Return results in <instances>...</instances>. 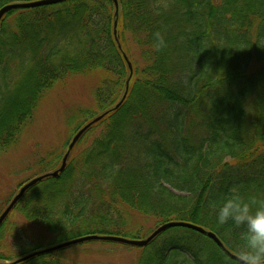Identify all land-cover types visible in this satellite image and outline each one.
<instances>
[{
    "label": "trees",
    "instance_id": "trees-1",
    "mask_svg": "<svg viewBox=\"0 0 264 264\" xmlns=\"http://www.w3.org/2000/svg\"><path fill=\"white\" fill-rule=\"evenodd\" d=\"M31 1L0 0V8ZM116 1L117 17L112 0H70L0 22V153L17 143L43 96L71 78L97 81L91 104L65 116L69 140L104 114L73 148L102 127L82 169L67 162L12 210L51 239L25 242L20 254L0 255L4 263L90 234L144 240L169 222L200 226L237 256L242 229L219 225L215 209L233 192L264 199V0ZM69 143L33 178L57 170ZM135 249L143 251L137 264H238L186 228ZM49 255L17 264H62Z\"/></svg>",
    "mask_w": 264,
    "mask_h": 264
},
{
    "label": "rangeland",
    "instance_id": "rangeland-1",
    "mask_svg": "<svg viewBox=\"0 0 264 264\" xmlns=\"http://www.w3.org/2000/svg\"><path fill=\"white\" fill-rule=\"evenodd\" d=\"M129 49L135 58L136 51ZM94 78H71L47 92L32 120L22 129L17 143L12 149L0 153V211L5 209L2 204H7L24 182L40 173L38 163L42 159H48L54 151L63 155L62 146H67L72 137L65 116L78 107L91 104L90 94L97 81ZM101 129L99 126L85 135L70 153L68 163L72 161L77 171L82 169L80 158L83 152L99 138ZM7 217L0 239V255L20 254L25 242H47L51 239L42 228L27 223L17 210L11 211ZM131 219L134 223H141L144 231L152 228L148 221L139 222L133 216ZM135 248L117 243H82L51 253L46 259H60L62 264H137L143 251ZM4 262L0 259V264H7Z\"/></svg>",
    "mask_w": 264,
    "mask_h": 264
},
{
    "label": "water",
    "instance_id": "water-1",
    "mask_svg": "<svg viewBox=\"0 0 264 264\" xmlns=\"http://www.w3.org/2000/svg\"><path fill=\"white\" fill-rule=\"evenodd\" d=\"M66 1H70V0H36V1H31V2H15V3H10L7 4L5 6H3L2 8H0V22L2 20V18L4 17L5 14H7L10 11H14V10H25V9H33V8H38V7H44V6H52V5H56V4H60ZM114 2L115 5V16H118V3L116 0H112ZM116 26H117V21H115L114 23V35H116ZM125 60H127L126 56H124ZM128 67L130 69V72L132 74V68L130 63L128 62ZM128 87H129V81L126 83V90L124 93V96L122 98V101H120L119 103H117V105L114 107V109H117L121 103L123 102V100L126 97L127 91H128ZM106 115V114H105ZM103 115H100L98 117H96L94 120H92L91 122H89L88 124L85 125V127L81 128L72 138V140L70 141L68 147L66 148V152L63 156V160L61 162L60 167L53 171V172H49L47 174L38 176L36 178H33L32 180L28 181L26 184H24L23 186H21V188L19 189L18 193H16V195L12 198V200L10 201L9 204H7L8 206L5 208V210L1 213L0 215V227L3 224V222L5 221V219L7 218V216L9 215V213L13 210V208L16 206V204L19 202V200L22 198V196L29 190L31 189L33 186H35L37 183H39L40 181H42L43 179L46 178H55L58 177V175L60 173H62L64 171V169H66L67 166V162H68V158L70 156L71 151L73 150L74 146L76 145V143L78 142V140L81 138V136L85 133V131L90 128L94 123L98 122L99 120L102 119ZM172 228H186L192 231H195L203 236L208 237L210 240H212L223 252L227 253L229 255V257L231 256L233 258L234 261L238 262L237 256L232 255L222 244V242L218 239V237L210 232L205 230L204 228L200 227V226H196L193 225L191 223H187V222H169L166 223L162 226H160L159 228H157L155 231H153L147 238H145L144 240H134V239H127V238H123V237H118V236H110V235H87V236H83L80 238H76L64 243H60L58 245H55L53 247H49L46 249H42V250H38L36 252H33L31 254H29L28 256H24L18 260H16L14 262V264L17 263H21L23 261L29 260L33 257H37L40 255H45L49 253H53L55 251L58 250H62L71 246H76L82 243H87V242H110V243H117V244H121V245H125V246H131V247H136V248H144L146 247L154 238H156L158 235H160L161 233L165 232L168 229H172Z\"/></svg>",
    "mask_w": 264,
    "mask_h": 264
},
{
    "label": "clouds",
    "instance_id": "clouds-1",
    "mask_svg": "<svg viewBox=\"0 0 264 264\" xmlns=\"http://www.w3.org/2000/svg\"><path fill=\"white\" fill-rule=\"evenodd\" d=\"M215 212L219 225L231 221L242 229L243 245L237 253L238 264H264V199L245 198L233 192L225 195Z\"/></svg>",
    "mask_w": 264,
    "mask_h": 264
}]
</instances>
